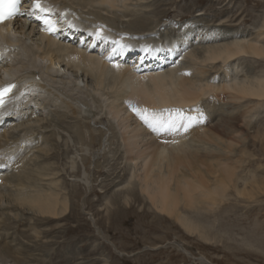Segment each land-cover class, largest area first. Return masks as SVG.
Here are the masks:
<instances>
[{
	"label": "bare ground",
	"instance_id": "obj_1",
	"mask_svg": "<svg viewBox=\"0 0 264 264\" xmlns=\"http://www.w3.org/2000/svg\"><path fill=\"white\" fill-rule=\"evenodd\" d=\"M151 6L149 0H21L19 15L0 26V41L6 43L0 86L16 81L15 92L6 98L20 97L14 108L6 101L0 117V264H39L54 246L52 260L42 264H69L76 257L74 228L68 229L70 242H60L62 227L52 242L47 235L52 230L40 229L77 215L76 204L70 208L81 181L74 179V192L68 193L59 168L46 164L60 159L52 139L56 143L65 128L80 145L87 135L89 146L101 138L96 153L87 148L70 157L71 177H77L78 160H86L81 155L100 156L103 138L117 130L129 174L118 188L122 204L129 208V195L138 191L155 212L204 240L210 239L208 230L182 207L209 209L231 190L248 199L256 190L264 192L255 177L238 185L242 163L233 155L234 146L247 140L237 121L243 119L247 129L255 108L264 107V74L241 77L236 64L230 67L241 59L264 60V20L255 38L236 35L225 42L224 35L214 37L210 30L174 34L166 22L160 29L147 16ZM199 43L200 49L190 48ZM218 98L241 111L230 116L232 122L227 119V128L220 122L223 108L213 103ZM218 116L219 123L210 125ZM106 123L111 128L104 131ZM81 174L90 181L88 171ZM111 205L107 201L105 211L111 212ZM14 226L29 228V244L14 245Z\"/></svg>",
	"mask_w": 264,
	"mask_h": 264
},
{
	"label": "rangeland",
	"instance_id": "obj_2",
	"mask_svg": "<svg viewBox=\"0 0 264 264\" xmlns=\"http://www.w3.org/2000/svg\"><path fill=\"white\" fill-rule=\"evenodd\" d=\"M149 1L152 6L148 10L147 16L155 22L157 21L156 23L160 24V29H163L165 22L170 24L174 34L194 29L202 33L210 30L214 37L224 35L225 39L223 40L225 42L231 41L236 35L255 38L260 32L264 20V0ZM234 17H238V19L235 20ZM223 21L224 26L215 28ZM116 26L121 28L120 25ZM201 42L203 43V41ZM196 47L200 49L202 46L199 43L190 48ZM249 59L236 61L230 67L236 64V67H239L241 77L246 74H252L251 76L256 75V73L258 75L264 74V60L254 59L255 61H253V59ZM220 73L223 74L224 70H220ZM228 101V99L219 101L218 98L217 101L213 102L223 108L222 112H219L220 115L214 114L222 116L225 121L219 116L218 118L214 117V119L212 118L213 123L210 125H217L220 118V122L222 119L226 128L229 126L230 116L238 114L240 108L234 110L236 105L230 101L228 103ZM53 118L57 124L59 116L54 114ZM238 122L236 123L237 127L241 128L237 130L239 133L243 132L247 136V140L242 143L236 142L237 146H234V159H239L242 163L239 165L237 183L242 186L243 183L255 177L259 181L258 184H264V107L255 108L252 122L247 129L244 127L243 119ZM67 123L66 125L71 124L70 121ZM106 126L107 129L111 128V125L108 126L107 123L101 128L106 131ZM221 128L219 130L223 129ZM68 129L59 131L61 135L57 138L55 136L56 143L54 138L52 139V144L58 143L57 146L61 149L59 151L60 159L46 161V164L59 168L58 171L62 175L61 183L64 184L65 191L68 193L74 192V188L71 186L75 184L74 179L81 181L78 186L79 194L74 201L72 199L70 208L73 210V206L76 204L77 215L69 221L59 220V225L56 222H49L41 226L40 229L42 231L52 230L51 233L47 232L51 238V240L49 239L50 242L57 241L54 240L57 235V233L55 234L57 228L62 227L64 232L58 236L61 238L60 242L70 239L68 237L70 235L68 234L69 228L75 229L74 257H76L72 262H68L69 264H264V192L259 193L256 190L254 197L248 199L231 190L226 200L220 203L221 205L218 204L209 209L205 205H198L192 210L182 207L183 213L186 212L191 218L197 219L199 222L202 221L201 224L208 230L210 238L204 240L196 234H188L174 219L155 212L147 200L142 196L139 197L141 194H138V191L134 192L135 194H130L131 196L129 195L131 198L129 208L122 204L123 192L119 193L118 188H121L120 185H124L129 180V174L125 173L127 168L125 154L118 150L122 144L119 142L121 140H119L120 136L117 130L111 129L106 138H103L102 143L104 142L105 145L103 144L104 148L102 147L100 156L96 155L97 157L91 158V153L84 156L81 155V151L79 152L83 160H86L83 163L78 160L77 177H71L70 157L74 156L78 150H86L87 148H90V152L96 153L100 148L101 138L96 137L95 144L89 146L87 135L86 143H83V145L85 144L83 146L72 137L73 134H70ZM226 131H229V127ZM62 133L65 134L64 139ZM48 136H50L49 133ZM204 153L201 152V155H205ZM42 161H44L43 157L39 159V162L43 163ZM201 169L203 170V167ZM83 171L90 173V181L83 180L84 177L81 176ZM89 183L91 184L89 185ZM107 201L114 204V206L111 205V212L105 211L104 204ZM119 206H122L124 210L120 208L118 211ZM132 210L133 212H131ZM31 221L34 222V220ZM29 233L31 235L27 226L20 228L17 226L10 230V234H13L14 238L18 240L14 245L18 242L29 244L30 242L25 238L30 236ZM51 234L54 235L51 236ZM34 245L35 242L32 240L31 247ZM56 248L57 246L50 248L41 262L50 263L53 258L52 253ZM66 252L68 254L67 250L63 251L64 255ZM41 262L39 264H42Z\"/></svg>",
	"mask_w": 264,
	"mask_h": 264
},
{
	"label": "snow or ice",
	"instance_id": "obj_3",
	"mask_svg": "<svg viewBox=\"0 0 264 264\" xmlns=\"http://www.w3.org/2000/svg\"><path fill=\"white\" fill-rule=\"evenodd\" d=\"M18 3H19V0H13L12 6L9 8L7 13H3L2 11H0V22H2L5 17L8 19H11L13 16L18 14L17 12ZM36 7H39V5L37 4ZM45 23H48V22L45 21ZM142 119H147V118L142 116Z\"/></svg>",
	"mask_w": 264,
	"mask_h": 264
}]
</instances>
